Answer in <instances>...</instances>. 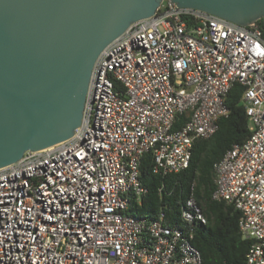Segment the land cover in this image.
Wrapping results in <instances>:
<instances>
[{
	"label": "built area",
	"instance_id": "obj_1",
	"mask_svg": "<svg viewBox=\"0 0 264 264\" xmlns=\"http://www.w3.org/2000/svg\"><path fill=\"white\" fill-rule=\"evenodd\" d=\"M234 84L249 136L213 164L211 200L240 214L245 264H264L261 30L168 0L100 53L75 134L0 168V264H202L192 225L207 219L193 197L180 213L187 229L167 226L163 213L148 220L128 210L147 192L143 155L157 175L187 169L194 142L227 114ZM180 114L186 121L174 129Z\"/></svg>",
	"mask_w": 264,
	"mask_h": 264
},
{
	"label": "water",
	"instance_id": "obj_2",
	"mask_svg": "<svg viewBox=\"0 0 264 264\" xmlns=\"http://www.w3.org/2000/svg\"><path fill=\"white\" fill-rule=\"evenodd\" d=\"M163 1L0 0V168L75 134L98 56ZM168 1L264 26V0Z\"/></svg>",
	"mask_w": 264,
	"mask_h": 264
},
{
	"label": "trees",
	"instance_id": "obj_3",
	"mask_svg": "<svg viewBox=\"0 0 264 264\" xmlns=\"http://www.w3.org/2000/svg\"><path fill=\"white\" fill-rule=\"evenodd\" d=\"M264 40V26L257 21ZM242 87L234 84L227 93L224 105L228 112L219 118L217 131L207 139L194 142L187 169L176 174H154L150 152L143 155L139 166V180L147 192L132 201L128 214L148 220L163 213L167 226H188L181 222L180 213L185 200L193 197L207 219L205 225H192L191 244L199 251L202 264H245L250 242L242 239L238 230L240 214L224 202L211 200L214 190L213 164L234 144L244 143L248 123L241 103ZM186 114L176 118L174 129L182 127Z\"/></svg>",
	"mask_w": 264,
	"mask_h": 264
}]
</instances>
